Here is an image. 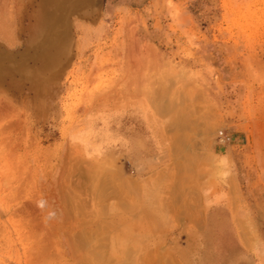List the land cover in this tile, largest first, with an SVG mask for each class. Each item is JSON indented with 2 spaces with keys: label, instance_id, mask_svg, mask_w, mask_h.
I'll list each match as a JSON object with an SVG mask.
<instances>
[{
  "label": "rangeland",
  "instance_id": "1",
  "mask_svg": "<svg viewBox=\"0 0 264 264\" xmlns=\"http://www.w3.org/2000/svg\"><path fill=\"white\" fill-rule=\"evenodd\" d=\"M56 2L0 0V264H264V0Z\"/></svg>",
  "mask_w": 264,
  "mask_h": 264
},
{
  "label": "crops",
  "instance_id": "2",
  "mask_svg": "<svg viewBox=\"0 0 264 264\" xmlns=\"http://www.w3.org/2000/svg\"><path fill=\"white\" fill-rule=\"evenodd\" d=\"M117 108L121 110L118 117L114 118L112 117L113 115H108L112 118L108 119V122L106 123H108L109 127H111L112 130L117 128L120 134L126 136L127 138H131L130 141L133 144L132 148L130 147V143L122 137H119L118 134L112 135L106 132L101 133L100 131L93 129H87L88 133H90L91 135L103 136L107 140H109V142H112L114 146L117 145V147L124 141L127 148L126 151L114 150L111 153H116L119 156H128L129 159H131L134 163H138V165L142 166L144 164L151 163L153 159L156 160L157 158L159 160H162L164 158V155H166L167 153V144L165 140L166 138L163 136L160 123L155 118V114L151 109L152 105L150 101L145 99H138L129 102L128 105H121ZM117 108L103 113H112L117 110ZM73 143L77 145V147H79L80 151L82 150L78 144H76L75 142ZM79 143L92 156L100 155L91 153L88 144L84 140L81 139ZM86 147H88L89 149H87ZM214 149H216V146ZM210 198L208 199L209 201ZM214 200L218 199L213 198V201Z\"/></svg>",
  "mask_w": 264,
  "mask_h": 264
},
{
  "label": "bare ground",
  "instance_id": "3",
  "mask_svg": "<svg viewBox=\"0 0 264 264\" xmlns=\"http://www.w3.org/2000/svg\"><path fill=\"white\" fill-rule=\"evenodd\" d=\"M57 2L56 3H58V4H60V0H56ZM54 2V1H53ZM174 108V107H173ZM199 108V107H198ZM197 108V109H198ZM189 113H191V112H189ZM186 114V113H185ZM192 114V113H191ZM184 120V119H183ZM187 120V119H186ZM184 123H187V121H183ZM192 122V121H191ZM189 123V122H188ZM194 123V122H193ZM190 124V123H189ZM185 126V125H184ZM185 128H187V127H185ZM187 130V129H186ZM208 134H209V132H208ZM212 135H210V137H211ZM208 137V136H207ZM205 139V138H204ZM208 142V141H207ZM186 143V142H185ZM180 144H182V143H180ZM189 157V156H188ZM224 161H225V159H223ZM185 161V160H184ZM194 162V161H193ZM198 164V163H197ZM10 179V178H9ZM18 192V191H17ZM20 193V192H19ZM36 205V204H35ZM28 208V207H27ZM21 227V226H20ZM248 236V235H247ZM246 237V236H245ZM244 237V238H245ZM248 238V237H247ZM246 239V238H245ZM244 239V240H245ZM245 241H249V238H248V240H245ZM247 243V242H246ZM77 250V249H76ZM71 251V250H70ZM72 253H77V251H75V250H73V251H71ZM149 254V253H148ZM74 256V255H73ZM143 261V260H142ZM86 264V263H85Z\"/></svg>",
  "mask_w": 264,
  "mask_h": 264
},
{
  "label": "built area",
  "instance_id": "4",
  "mask_svg": "<svg viewBox=\"0 0 264 264\" xmlns=\"http://www.w3.org/2000/svg\"><path fill=\"white\" fill-rule=\"evenodd\" d=\"M220 137H221L222 140H224L222 133L220 134Z\"/></svg>",
  "mask_w": 264,
  "mask_h": 264
}]
</instances>
